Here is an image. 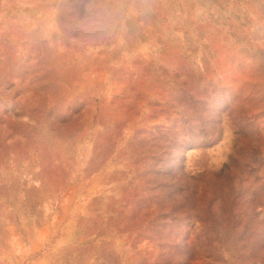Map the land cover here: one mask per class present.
Wrapping results in <instances>:
<instances>
[{
	"label": "rangeland",
	"instance_id": "1",
	"mask_svg": "<svg viewBox=\"0 0 264 264\" xmlns=\"http://www.w3.org/2000/svg\"><path fill=\"white\" fill-rule=\"evenodd\" d=\"M0 264H264V0H0Z\"/></svg>",
	"mask_w": 264,
	"mask_h": 264
}]
</instances>
